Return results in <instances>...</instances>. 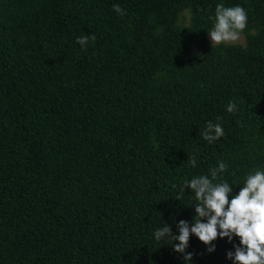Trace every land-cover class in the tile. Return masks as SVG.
Returning <instances> with one entry per match:
<instances>
[{"label": "trees", "instance_id": "trees-1", "mask_svg": "<svg viewBox=\"0 0 264 264\" xmlns=\"http://www.w3.org/2000/svg\"><path fill=\"white\" fill-rule=\"evenodd\" d=\"M220 2L245 44L211 47ZM218 159L234 191L264 166V0H0V264H183L152 233L191 223L177 188ZM212 243L190 236V264H231Z\"/></svg>", "mask_w": 264, "mask_h": 264}, {"label": "clouds", "instance_id": "clouds-1", "mask_svg": "<svg viewBox=\"0 0 264 264\" xmlns=\"http://www.w3.org/2000/svg\"><path fill=\"white\" fill-rule=\"evenodd\" d=\"M113 11L124 15V9L119 3L113 4ZM211 27L207 35L212 46L229 45L238 42L247 27L248 13L240 4L225 6L220 2L215 5L214 13L209 17ZM94 34H84L76 37V43L81 49H86L94 43ZM235 103L229 100L225 112L233 113ZM207 144H213L224 137L225 131L220 123L206 121L203 131L199 133ZM194 153L187 158L191 168L197 167V156ZM228 164L218 159L214 167H209L206 173L192 175L183 180L175 196L181 201L186 189L191 194L189 206L194 209L191 223L179 220L175 224L176 231L168 223L157 227L152 235L160 245L167 244L173 251L182 254L183 264H190L193 253L186 252L190 236H194L206 246V252L215 251L219 239H225L232 248L225 253V259L231 264H264V166H258L244 174L238 181L239 190L224 174ZM234 238L238 242H234ZM175 242V243H174Z\"/></svg>", "mask_w": 264, "mask_h": 264}, {"label": "rangeland", "instance_id": "rangeland-1", "mask_svg": "<svg viewBox=\"0 0 264 264\" xmlns=\"http://www.w3.org/2000/svg\"><path fill=\"white\" fill-rule=\"evenodd\" d=\"M180 23H183L185 25H187L189 23V16H188V10H186L183 14V16L180 18ZM210 40V39H209ZM246 40H245V35L242 33L241 34V38L238 42L239 44H245Z\"/></svg>", "mask_w": 264, "mask_h": 264}]
</instances>
